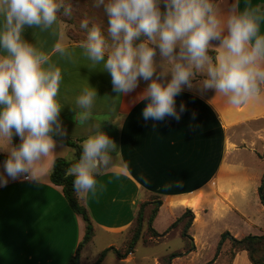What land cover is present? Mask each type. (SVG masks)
Segmentation results:
<instances>
[{
  "label": "crops",
  "instance_id": "obj_1",
  "mask_svg": "<svg viewBox=\"0 0 264 264\" xmlns=\"http://www.w3.org/2000/svg\"><path fill=\"white\" fill-rule=\"evenodd\" d=\"M228 4V12L233 4L239 5L238 11L246 6L258 8L260 35H264V0H228ZM22 38L48 54L51 63L61 70L57 100L67 137L82 146L88 136L101 131L117 144L110 153L111 166L96 178L95 193L81 195L94 233L81 251L80 264L86 259L85 249L98 236L113 241L97 253L94 264L108 248L123 250L137 208L144 203H148L144 207V230H148L156 209L152 227L161 236H143L142 245L149 247L167 241L188 220L171 230L170 227L190 210L194 215L188 230L191 239L182 238L188 248L184 241L181 247H169V254L180 251L181 256L168 261L166 251L160 255L144 252L139 259L137 243L126 258L120 259L110 251L100 264H195L198 257L205 259L204 252L210 251L212 255L216 251L225 232L238 239L264 235V205L259 196L264 168L260 164L250 167L242 153L250 151L264 163V94L233 106L214 89L201 93L185 87L175 97L177 112L181 103L186 108L179 122L172 117L145 121L142 111L149 101L138 97L148 83L139 82L134 91L115 97L110 73L103 71L102 64L92 68L81 44L69 43L58 17L46 31L26 26ZM57 43L72 53L70 59L54 52ZM3 54L0 49V55ZM204 78L200 74L194 85ZM85 87L95 88L97 97L92 115L81 123L78 114L83 110L76 100ZM113 104L115 112L111 111ZM124 114L121 128L119 117ZM76 156V149L57 141L54 152L38 165L37 181L8 178L6 186L0 185V264H67L75 256L84 240L86 224L70 207L63 188L52 183L50 177L56 159L73 161ZM0 175H7L4 161L0 162ZM157 201L159 204H154ZM177 233V237L182 235L180 230ZM221 248L214 264L221 260L225 264H253L247 251L232 254L229 242ZM210 258L208 255L203 264L211 262Z\"/></svg>",
  "mask_w": 264,
  "mask_h": 264
},
{
  "label": "clouds",
  "instance_id": "obj_2",
  "mask_svg": "<svg viewBox=\"0 0 264 264\" xmlns=\"http://www.w3.org/2000/svg\"><path fill=\"white\" fill-rule=\"evenodd\" d=\"M94 6H103L107 37L100 26L89 28V21H82L80 27L88 29L80 45L83 54L93 69L102 64L110 73L115 97L134 91L140 79L150 81L138 97L149 101L142 111L145 121L172 117L179 122L186 108L181 103L177 112L175 97L185 87L201 93L214 89L233 106L264 94V35L258 8L238 11L239 5L233 4L225 17L212 0H95ZM61 9L71 17L72 6L64 0H0V49L5 53L0 55V140L9 145L7 175H0V185L6 186L8 178L37 181L38 165L57 147L53 137H67L57 100L61 70L48 54L22 38L26 26L51 29ZM210 50L216 53L214 59ZM54 52L72 56L61 43ZM198 74L205 78L194 85ZM96 97L93 87H85L77 97L81 123L92 115ZM111 111H116L114 104ZM125 117H119L121 128ZM14 134L20 138L17 146H12ZM116 147L101 131L83 141L78 162L66 173L74 178L78 196L95 193V177L111 166L110 153Z\"/></svg>",
  "mask_w": 264,
  "mask_h": 264
},
{
  "label": "trees",
  "instance_id": "obj_3",
  "mask_svg": "<svg viewBox=\"0 0 264 264\" xmlns=\"http://www.w3.org/2000/svg\"><path fill=\"white\" fill-rule=\"evenodd\" d=\"M219 0H215L213 3L217 5ZM57 17L61 20L59 13H57ZM209 54L215 58V53L214 52H209ZM113 127V126H112ZM111 127V128H112ZM109 128H107L105 131H109ZM113 129V128H112ZM55 140L58 142L70 146L74 149H76V154H77V159L74 161H67L65 159L59 158L56 159L53 165V169L51 172V181L55 185H58L63 188L64 195L72 208V210L77 213L79 216L82 217L86 224V234L84 237V240L81 242L79 245L75 256H73L70 261L67 264H80V255L83 247L88 244L91 239L93 238V223L89 214V211L85 207L83 201L81 200V195L78 196L77 193L74 190L73 187V177L66 175L67 169L70 168L73 164L77 163L80 155L82 153V146L80 145L79 142H76L68 137L63 138L60 140L59 137H53ZM12 142L14 146L19 145L20 143V138L16 136L15 134L13 135ZM8 158V155L5 154H0V162L1 161H6ZM99 174L96 175L95 178H98ZM259 196L261 198V201L264 205V175L262 179L261 186L259 187ZM148 203L141 204L137 208L136 212V219L133 227L129 231V239L124 247L123 250H118L114 247L108 248L101 252V254L98 257V260L96 261L95 264H100L105 256L107 255L108 252L114 251V253L120 258L124 259L128 255H130L132 252H134L135 247L138 243V241L144 236H152V237H160L161 234L156 232L153 227H152V222L156 216L157 210L154 209L153 213L150 217L149 220V228L147 231L144 230L143 228V218H144V207ZM154 204H159L158 201L154 202ZM194 215L190 210H187L184 215L179 218L171 227L170 230L175 228L178 224L183 222L185 219H188V222L184 226V231H183V236L185 238L191 239V237L188 234V230L191 227L192 221H193ZM230 242L231 244V252L232 254H235L236 252L240 251H247L250 261L253 264H264V235H248L244 236L240 239L233 237L229 232H225L222 234L221 239L219 241L218 247L219 249L221 248L222 244L224 242ZM193 246V245H192ZM176 257L175 255H173Z\"/></svg>",
  "mask_w": 264,
  "mask_h": 264
},
{
  "label": "rangeland",
  "instance_id": "obj_4",
  "mask_svg": "<svg viewBox=\"0 0 264 264\" xmlns=\"http://www.w3.org/2000/svg\"><path fill=\"white\" fill-rule=\"evenodd\" d=\"M214 1L215 0H212V3ZM64 3H65V5L70 4L72 6V15H71V17L65 16L64 13H63V9H61L58 12L59 16L61 18V21L63 23L65 37L67 38L69 43H71V44H81L83 41L86 40L88 29H82L80 27L81 22L84 21V20H88L89 21V28H91L93 24H96V25L100 26L102 33L107 37V17H106V15L104 13L103 6H101L99 8L95 7L94 6L95 5V0H64ZM218 3H217L218 5H216L217 8L221 12V14L226 17L227 14L229 13L228 10H227V8H229L228 0H219ZM212 43H213L214 46L216 44H218V42H216V41H213ZM211 52L215 53V51H211ZM155 60H156L157 65H159L160 56H159V50L158 49H157V56L155 57ZM159 70L160 69L158 67L157 71H159ZM199 75L200 74H198L197 77ZM170 78L171 77H170V74H169V76L166 78V80L164 82L166 83L167 80H170ZM139 82L140 83H150V81H144L143 79H140ZM251 125L253 127L255 124H251ZM12 146H14L13 142H12ZM0 147H1L0 151H2L5 155L6 154L8 155L7 150L9 148V145H8L6 140L2 141V144H1ZM242 153H243V158L247 162L249 161V164H250L249 166L250 167L256 168L258 166V164H260L261 168H264V163H262L263 161L259 160V158L256 155H254V154L251 155L250 151L242 152ZM76 159H77V156H76L75 160ZM101 173H99V175ZM150 213H151V211L148 213L147 217L150 216ZM165 218L166 217L161 219V222H163ZM186 220H188V219H186ZM146 224H145V228H146ZM184 226L183 227L182 226L179 227L176 230V233H174V235H172L171 238H169L167 241H164V242L161 241L160 245H156L155 244V245H152V246H149V247H144L142 245L143 241H142V238H141L140 241L138 242L139 243L138 246L136 247V248H138L137 257L140 259L144 252L156 253V254L160 255L161 253H163L165 251H166V259H165V261H168V259H174L175 257L173 255H175L176 257L181 256V252L180 251H177L174 254H169V251H171V250H168V249H169V247H171V248L181 247L182 243H183L182 241H184L185 245L188 248L189 245H188L186 239L182 240V238H184V236H183ZM179 230L182 233V235H179L180 237H177V234H178L177 232H179ZM110 241H113V239H107V238H105L103 236H98L94 240V243L88 245V247L85 249L84 256H85L86 259H84L83 264H89V263L94 264V259H95V256L97 255V253H99V251H101L105 247V245H107V243H109ZM224 243H228V242L226 241ZM223 244H222V246H223ZM221 249L222 248L219 249V247H217L216 251H214L212 255H211L210 251L204 252V254H206L205 255V259L207 258L208 255L211 256V258H210L211 262H207L206 264H214L213 261L216 259V257L220 253ZM205 259L202 258V257L201 258L198 257L196 262H195V264H203V261ZM217 264H225V261L221 260Z\"/></svg>",
  "mask_w": 264,
  "mask_h": 264
}]
</instances>
